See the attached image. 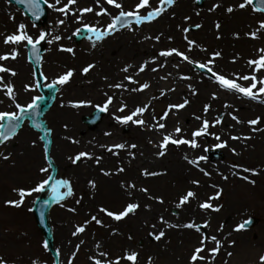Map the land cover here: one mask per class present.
<instances>
[{"label": "rangeland", "instance_id": "374dc122", "mask_svg": "<svg viewBox=\"0 0 264 264\" xmlns=\"http://www.w3.org/2000/svg\"><path fill=\"white\" fill-rule=\"evenodd\" d=\"M43 1L46 4L47 19L42 27H36L19 9L8 3L7 0H0V55H10L13 50L18 53L15 60L0 61V66L10 68L17 75L11 76L9 73H0V78L3 79V84L11 83L13 86L15 103H18L21 107H27L35 98L41 96L39 91V78L46 92L49 85L56 86L54 102L51 107L44 111L41 119L44 127L51 134V148L48 156L45 155L43 150L41 135L30 127L28 121L22 124L19 131L10 140L0 145V153L9 156L8 160L0 156V260L4 264H33V262L35 264H68V261L71 259L72 264H94L92 260L94 261L95 258H99L102 264H114L116 260H119L120 264H133L132 261H128L124 257L126 254L135 252L137 254L135 264H149V258H151L150 264L260 263V257L264 256V160L249 164L244 160V157L253 154L252 151H249L247 154L239 151L236 154H232L223 148L216 147L217 143L211 142L209 136H204L201 139L202 147L205 151L201 155V157L205 158L203 160L208 163H216L220 166H238L242 170L249 169V171L254 172L258 177L253 179L251 183L241 185L238 182L235 183V180H217L215 178L216 180L212 184L205 185L202 189V191L206 189L207 192L198 196V202H208L212 204L213 208L219 209V211L207 209L208 211L202 213V216L198 219L199 222L197 224L200 227L201 233L196 234L195 237L204 240V250L199 254L200 256L204 255L203 260L191 261V249L184 250L183 238L179 239L176 243H172L169 238L164 237L157 244H154V235L151 233L156 221L154 216L148 217V214L146 219L141 220L137 226L139 231L134 233L131 229L133 219L139 218L141 216L140 212L135 211L134 213H130L127 216L129 219L131 218L130 222H125L122 226L121 224L114 223L111 217L99 211L100 208L104 207H100V202L96 200L98 195L97 190L83 186L80 178H88L93 182L97 180V176L101 177L104 175V172L110 173L107 176H111L114 172L112 173L109 167H107L108 165L103 162L97 164L96 157L93 160H87L82 157L79 162L73 164L70 158H74L77 154L73 155L65 151H59L60 139H63L65 135L63 134L64 131L61 132L60 129H57L53 118L60 111L58 106H64L65 101L72 96L73 88H71V85L73 83L70 79L64 85L55 84L54 82L58 77L64 75L74 67L72 60L76 59L78 61L80 59L79 55H83L84 58L89 57L93 61L98 60L99 64H103L101 61L109 60L111 56L116 55L122 48H125L128 40L126 41L124 39H128L132 31L149 26L156 20L143 25L130 26L114 34L112 32L111 34H107L106 29L108 25L119 15L120 11H135L140 0H115L116 3L121 4V9H117L113 5L108 4L107 0H77L75 5L69 7L67 15L48 7L49 4H55V0ZM194 2L195 0H175L172 8L170 7L171 9L169 8L170 10L168 9L169 11L164 14L167 17H192L191 24H189L190 28L187 26V31L184 32L188 36L190 32L197 31L198 28L195 26L199 24V19H204L203 16H212L210 19H216L215 22L218 23V16L221 13L224 14L225 9L228 8L225 5L233 3L234 0H205L201 8L194 6ZM238 2H244V0H239ZM66 3L67 0H61V3L56 6L62 7ZM159 3L160 0H149V4L139 10V14L147 16L148 12L155 10ZM217 4L220 6L215 11H210ZM88 7H91L93 11L84 13L81 16L80 10ZM246 7L251 18V32L257 33V38L253 39L251 36L250 42H252V48L264 49V30H259L260 23L264 22V16L258 12H254L251 5H247ZM101 10L107 12V15L101 14L97 16L96 13L101 12ZM188 10L190 12L183 14L184 11ZM78 17L79 22H77ZM59 20H64V24L58 25ZM20 24L25 25L24 31L34 41L39 37L41 32L45 34V40L41 42L44 47V52L40 63L39 78L36 76L28 61V45L26 41L21 42L19 45L4 44L6 36L19 34L17 30ZM86 25L88 27H95L101 33H104L103 39L100 40L101 44L97 45L93 50H88L83 46V44L97 39L96 35L92 32H90L84 41L78 44L74 42L75 35L81 29H86ZM57 35L61 37L59 41L53 40L51 44L47 43L48 39H52V37ZM191 41H193V38H191ZM50 46L54 48L50 49ZM61 48H71L73 51L71 53L60 51L59 49ZM186 48L180 49V47H173L167 43L157 53L159 55L161 51L175 49L186 55L192 61V63H189L179 56L176 57L175 52L171 56H168L182 63L172 64L171 69L175 76L178 74L177 67H179L181 69L178 74L179 77H185L186 70L183 67L186 66L196 79L203 81L205 84L216 81L215 77L212 76V72L206 68L210 74L209 77L198 72L194 68L197 64H205L218 75H223L230 80H232L231 76L233 74L240 71H242L240 74L242 76L254 75L251 73L252 69L248 61L242 60L237 52L229 54L225 59H216L214 62L211 58H206V55H203V52L196 47L191 46V50H189V47ZM231 51L238 50L236 48ZM210 61L211 63H209ZM82 64H86L85 60L82 61ZM99 64H96L98 69L101 67ZM26 85L29 87V91H25ZM5 91L6 89L0 84V112L17 114L19 110L16 108L15 103L5 95ZM130 92H132V89H130ZM108 96H111L113 101L117 98L113 96V93H109ZM258 98L262 99V96ZM117 101L115 111L118 116L124 117L130 115L132 111L126 109L124 104L125 99L121 98L119 100L117 98ZM259 104L260 111L262 112L264 110V104ZM98 106L86 108L85 113L78 117L79 126L93 137L97 136L95 134L96 130L100 127L103 128L102 126L104 124L102 122L105 115L102 117L101 122L93 128L85 125L83 119L89 117L97 110ZM121 106H124L123 112L118 111V108ZM145 107L148 121L153 123L160 119L166 105L149 94ZM2 122L0 121V124ZM119 124L121 125V123ZM146 128L150 127L148 125L143 126L142 130ZM118 130L114 142L111 140L110 142L107 141V143L112 142L111 144L115 145L123 144L125 145L124 148L128 149L132 143L131 139L119 127ZM99 137L103 139L102 136ZM215 150L218 151V156L211 158L210 156ZM54 153L60 157L57 163L52 158ZM26 163H29V165H26L25 169L24 164ZM41 169H47V171L42 172ZM140 176L141 180L138 181L141 186L139 189L144 188L147 190V192H138L140 203L143 207L148 205L151 208V204L158 205L160 203L158 200H162L164 211L160 215L158 214V218L163 216L168 219L167 221H173L175 223H189L192 221L190 217H187L190 215H186L183 212L182 206L177 207V204H179L178 194L171 197L167 191L165 193L155 187L152 188V185L148 182L150 176H145L142 173ZM49 177L52 179H48ZM44 180H48L44 189L40 192H32L30 196H26L21 207L16 208L6 204L8 200L18 201L20 199L18 193L14 190L24 189L25 191H31ZM61 180H67L69 182V187L73 193L71 196L66 195V187L62 186L61 189L57 188V181ZM208 186L209 189L207 188ZM54 187L56 192L53 196L56 197V200L51 205L47 214V223L52 236V253H50L45 238L36 225L33 207L38 199L44 197L45 193L53 190ZM218 193V198L205 201L208 197H217ZM60 196H63V198L61 199ZM94 203L97 206H93ZM69 209H74V211H69ZM106 210L110 211L109 208ZM118 213L120 211L116 214ZM93 216L101 221L100 225H97L92 220ZM250 217L258 219L259 224L250 230H242L240 226ZM59 219L60 223L57 222ZM108 222H112V225L116 226L115 228L120 231V236L112 235V229H108ZM205 224H207V227L204 226ZM61 226L69 232L75 231L78 226H83L85 231L79 233L80 238L84 241L85 245L93 248L95 251L94 256L88 257L82 248H77L72 243L70 244V240H67L63 236ZM237 228H240V230L237 231ZM229 230L232 231L233 237L235 238H226V232ZM213 236L220 243L219 250L215 254L212 252L216 248V241L211 239ZM114 237L117 239L120 237L122 240L117 241ZM228 240L229 244L227 243ZM88 249L91 252L89 247ZM206 251H208V255H205ZM101 252L106 253V255L101 256Z\"/></svg>", "mask_w": 264, "mask_h": 264}, {"label": "bare ground", "instance_id": "6f19581e", "mask_svg": "<svg viewBox=\"0 0 264 264\" xmlns=\"http://www.w3.org/2000/svg\"><path fill=\"white\" fill-rule=\"evenodd\" d=\"M238 1L234 0L233 3L225 5L226 7H232L234 11L228 13L226 8L224 11L226 16L223 13L218 16L219 29L216 28L218 24L215 22L216 19L211 20L212 16L206 15L203 16V20L197 18L201 27L195 32H190L189 36L194 41L192 46L201 50L203 55H206V58L209 57L214 62L216 59L227 58L233 52H237L242 60L247 61L258 60L264 56V51H261L262 49L252 48V42H250L252 33L250 14L247 7L239 9L238 5L241 2ZM187 12H190V10L184 11L183 14ZM165 13L149 26L132 31L128 39H124L132 42L128 43L127 41L125 48H122L116 55L111 56L109 60L101 61L103 64H99L98 60L93 61L89 57L84 58L83 55H79L80 59L78 61L76 59L72 60L74 67L71 68L73 75L70 77V80L73 83L71 85L73 94L65 101L64 106H58L60 111L54 116L53 120L57 129H60L61 132L64 131L63 134L65 135L63 139H60L59 151H65L73 155L81 152L88 153L92 159L84 157L87 160L100 157L99 163L103 162L107 164L112 173L114 172L111 176H97V180L93 181L95 188L90 186L89 182L91 180L80 178L83 186L97 190L98 195L96 200L100 202V207L109 208L111 212L117 213L118 211H123L129 203L138 204L139 207L136 211L140 212L141 216L133 219L131 229L134 233L139 231L137 226L140 221L146 219L149 214L148 217L154 216L156 220L153 225L155 227L152 228L151 232L154 236L158 235L162 230L165 232L162 238H169L172 243H176L179 239L183 238L184 250L191 249L190 254L193 255L197 247H203L200 243L201 239L195 236L201 233L200 231H196V228L200 229L197 224L199 222L198 219L202 216V213L208 211L201 209L199 205L202 202H198V196L207 192L206 189L202 191L204 186L212 184L216 179L235 180V183L238 182L241 185L251 183L258 176L251 171L245 172L238 166H220L216 163H208L205 160H199V164L193 166L187 161L198 160L205 153L201 141L204 136H209L211 142L226 144V147L222 148L232 154H236L238 151L247 154L249 151H252L253 154L244 157V160L249 164L264 160V110L260 111L259 102L225 91L220 88L216 81L205 84L203 81L196 79L186 66L183 69L186 70L185 77H189V79L179 77L178 74L181 71L179 67H177L178 74L175 76L171 69L172 64L181 62H177L170 57H162L157 53L167 43L173 47L187 49L186 47H189L188 40H191V38L184 33L186 32L184 28L186 27L185 29H187V26L190 28L189 24H191L190 21L193 18L167 17L164 15ZM157 36L159 37L158 41L155 39ZM145 37L151 38L145 39ZM94 44L95 46H93ZM99 44H101L100 40L96 39L95 41L83 44V46L88 50H93ZM53 48L50 46V49ZM236 48L238 51H231ZM217 52L220 53V56L214 58V54ZM83 60L86 62L85 65L82 64ZM96 64H99L101 67L98 69ZM88 65H94V67L87 74H82V69ZM141 66L145 68L143 72L139 71ZM255 67L254 64L251 65V73L258 80L264 79V68H261L260 71H255ZM124 68H128V71H123ZM154 68L156 71L152 70ZM241 72L233 74L231 76L232 80L243 84V86H250L251 80L243 81L242 79H238V77H242L240 75ZM50 75L53 76L52 73ZM126 77H131L135 83H129L125 79ZM145 83L149 85L147 89L130 92V89L139 88ZM116 84H121L123 87H112ZM261 86L257 83V88L253 89V92H258ZM193 91H195V95H193ZM109 93H113V96L119 100L124 98L126 109H130L131 111H134L138 107H145L148 95L151 94L152 97L157 98L166 105L161 116L166 111H168V116L164 120L159 119L150 123L146 112H144L143 116H137L133 119H144L145 125H133L131 122L120 125L116 119V117L120 116L115 111V104L118 103L117 98H115V101H112L107 111L104 112L103 128L100 127L95 131L96 137L90 136L88 132H85L79 126L78 117L85 113L86 108H93L98 105L103 106L109 97ZM213 95L216 96V99L212 98ZM260 96L264 98V94H260ZM181 100L189 102L186 107L169 110L170 105L183 103ZM226 104L229 107L226 108ZM72 105L79 106L73 107ZM205 105L209 106L207 112L204 111ZM232 115L238 117L242 123L237 124L236 121L231 119ZM196 117H200V119H196ZM221 117L222 122L212 126L215 120ZM257 118L260 119L259 124L249 125L248 121ZM204 120L209 122L208 134L195 138L198 145L196 148H191L188 145L176 146L169 144L165 150L166 154L163 157L158 156V152L160 151L159 144L162 143L164 135H171L174 139L183 138L191 141L193 139L192 133L201 129ZM159 123H164L165 128L157 129ZM146 125L150 128L142 130V127ZM118 127L131 139L133 144L137 145L135 149L130 147L133 145L132 143L128 149L115 148L113 147L115 144H111L112 142L107 143V141L110 142L111 140L114 142L116 133L119 131ZM177 127L181 129L179 134L175 132ZM253 128L261 130L253 131ZM105 133L110 134L105 135ZM216 135L220 136L221 139L219 141L215 139ZM99 136H102L103 139H100ZM232 136L241 137V139L233 140L231 139ZM243 137L250 138L243 139ZM72 141H76V143ZM109 147H112V152L107 151ZM185 157H187V160ZM52 158L56 163L60 160L59 155L55 153L52 155ZM26 165H29V163L24 164L25 169ZM120 168H123L124 171H118ZM145 170L159 173V175L150 176L148 182L152 185V188L155 187L165 193L167 191L171 197L178 194V203L188 191L195 193V197H190L188 203L181 205L183 212L186 215H190L187 217L192 219L189 223L194 225L193 228H185L184 225L188 223L167 221L168 219L162 215V217L158 218V214L160 215L164 211L162 203L158 205L151 204V208L148 205L142 206L138 192L141 186L139 182L141 180L140 175ZM204 172H207L209 175L205 176ZM193 181H198V185L193 184ZM130 184L134 185V187H128ZM57 188L61 189L62 186H57ZM207 188L209 189V186ZM52 194H54L53 190L45 193L44 197H49ZM172 201L174 202V200ZM205 201H209V197ZM93 206H97V204L94 203ZM130 220L131 218L125 217L120 221L113 220V222L123 226L125 222L129 223ZM57 222L60 223V219ZM169 224L179 225V227L170 228L168 227ZM107 225L108 229H112V235H121L120 231L115 228L116 226L112 225V222H108ZM60 228H62L63 236L67 240H70V244L72 243L74 247L79 245V248L83 249L86 256H94L95 251L93 248L85 245L84 241L81 243L82 239L79 234L74 236L73 232L75 231H66L62 226ZM114 238L117 241L122 240L120 237L119 239ZM226 238H235L231 230L226 232ZM153 241L154 244H157L160 240L153 239ZM227 243L229 244V240ZM88 247L91 249V252ZM208 254V251H206L205 255ZM95 260L100 259L95 258ZM95 260H92V262L94 263ZM100 262L102 264L101 260ZM258 264H261V262Z\"/></svg>", "mask_w": 264, "mask_h": 264}, {"label": "snow or ice", "instance_id": "6c2138e0", "mask_svg": "<svg viewBox=\"0 0 264 264\" xmlns=\"http://www.w3.org/2000/svg\"><path fill=\"white\" fill-rule=\"evenodd\" d=\"M17 2H19V0H17ZM29 3H30V6L34 10L33 14L36 15L37 18H39V8L37 6L38 0H29ZM60 3H61V0H55V4H49L48 7L53 9L54 11H57V12H60V13L67 15L68 11H69V7L71 5H75L77 3V0H67V3L64 6L57 7L56 5H59ZM107 3L110 5H113L117 9H121V4L116 3L115 0H107ZM257 3L259 4V7H254L253 11L264 13V0H257ZM148 4H149V0H140V2L136 6L135 11L125 12V11L121 10L119 15L114 18L113 22L108 25V28L106 29L107 34H111L110 30L114 29L117 23H120L122 25H126L129 22L128 18H134L135 23L137 25H140L141 23H143L145 21L151 22L152 20L156 19L157 17H159L162 14V12L165 10L163 8L164 5H167L168 7H172L175 4V0H160L161 7H158L155 10L148 12L147 16L140 15L139 10L145 8ZM251 4H253V0H244V2L239 3L238 7H239V9H245L247 5H251ZM219 6L220 5H218V4L214 5L213 8L210 9V11H215V9ZM92 11H93V9L91 7L84 8V9L80 10V15L82 16L84 13H90ZM226 11L228 13H232L234 11V9L232 7H228L226 9ZM101 14L107 15V12H104V10H101V12L96 13L97 16H99ZM77 22H79V17L77 18ZM62 24H64V20H59L58 25H62ZM85 27H86L87 31L92 32L96 35L97 40L103 39L104 33H101L95 27H88L87 25ZM195 27L199 28V27H201V25L197 24ZM24 28H25V25L20 24L18 26V30H17L19 34H12V35L6 36L4 39V44L5 45H9V44L19 45L21 42L26 41L27 45L31 46V49L33 52L37 51L36 46L45 40V34L43 32H41L39 37L37 39H35V41H34L33 38L24 31ZM216 28L219 29L220 25L217 24ZM259 30H264V22L260 23ZM77 31H79V30H77ZM184 31H187V29H184ZM49 35H51V34L49 33ZM251 36L253 39H255V38H257V33L253 32V33H251ZM150 38L151 37H145V39H150ZM60 39H61V37L59 35H57V36L52 37V39H48L47 43L51 44L53 42V40L59 41ZM155 39L158 41L159 37L157 36ZM188 44H189V50H191V46L194 44V41L188 40ZM93 46H95V44ZM59 50L70 52V53L73 51L71 48H61ZM261 51H264V49H262ZM173 52H175L176 56H179L182 59L187 60L189 63H192V61L186 55H184L183 53H181L175 49H173L171 51H161L159 53V55L162 57H168V56H171L173 54ZM17 56H18V53L15 50H13L10 53V55H0V61H6L9 59L15 60L17 58ZM219 56H220L219 52L214 54V58L219 57ZM209 63H211V61ZM248 64L250 66L254 64L256 66L255 71H260L261 68H264V56H262L258 60H249ZM93 67H94V65H88L87 67L83 68L82 74H87L90 71V69ZM196 67L206 68L208 71L212 72V76L215 77V80L219 84L221 89L228 91V92H232V93L241 95V96L248 98L252 101H257L259 103L264 104V98L258 99L260 94H264V79L258 80L255 75H252V76L244 75L242 77H238V79H242L244 81L251 80V85L250 86H241V84L236 83L233 80L227 79L223 75H218L216 72L212 71L211 68H208L207 65H205V64H197ZM144 70H145L144 66H141L139 69L140 72H143ZM152 70L156 71L155 68ZM123 71L127 72L128 68H124ZM0 73H9L11 76L17 75V73L15 71H12L10 68L4 67V66H0ZM72 75H73V72L71 70H69L64 75H61L60 77H58L54 83L59 84V85H64V84L69 82V79ZM125 79H127L129 83H135V81H133V79L131 77H126ZM162 79H163V77H162ZM182 79H189V77H182ZM257 83H259L262 86L259 88L258 92L254 93L253 89L257 88ZM0 84H2L3 87L6 89L5 95L8 97V99L13 101V103H15V94H14V89H13V86L11 85V83L3 84V79L0 78ZM53 86L54 85H49V87H53ZM112 87L122 88L123 85L116 84ZM148 87H149V85L147 83H145V84L141 85L139 88L132 89V91H143V90L147 89ZM29 90H30L29 87L26 85L25 91H29ZM195 94H196L195 91H193V95H195ZM212 98L216 99V96L213 95ZM112 101H113V98L111 96H109L107 98V100L105 101V103L103 104V106H98L97 110L100 112L107 111L109 105L112 104ZM81 103H84V102H81ZM188 103L189 102L187 100H185L183 103H181L179 105H170L169 110H171L172 108L183 109L184 107H186V105ZM15 106L19 110L20 113L27 114V115L31 116V113H29V109L34 108L35 100L33 101V103L29 104L27 107H21L18 103H15ZM72 106L77 107L79 105H72ZM225 107L227 108V107H229V105L226 104ZM208 109H209V106L205 105L204 111L207 112ZM118 111L123 112L124 106H121L120 108H118ZM145 111H146V107H138L134 111H132L130 115H127L124 117H116V119H117V122L121 123V124H128L129 122H131L133 125H145L146 122L144 119H133L134 117H137V116H143ZM167 116H168V111H166L164 113V115L160 117V119L164 120L167 118ZM22 118H23V116L16 115L15 113L0 112V121H4V120L9 121V126H8L9 131L8 132L0 131V145H3L12 135L15 134L16 122L20 121ZM196 119H200V117H196ZM231 119L236 121L237 124L242 123V121L239 120L238 117H236L235 115H232ZM221 122H222V117L217 118L212 126L220 124ZM248 123H249V125H257L260 123V119L257 118V119L248 121ZM3 127H4V125L0 124V129H3ZM164 128H165L164 123H159L157 126V129H164ZM208 128H209V122L207 120H204L201 129L194 131L192 133L193 139L191 141H189L187 139H183V138L174 139V138H172L171 135H164L162 143L159 144L160 151L158 152V156L163 157L166 154L165 150L169 144L176 145V146L188 145L191 148H196L198 145H197L195 138L208 134V132H207ZM259 130H261V129L253 128V131H259ZM175 132L177 134H179L181 132V129L179 127H177L175 129ZM109 134L110 133H105V135H109ZM249 138L250 137H243V139H249ZM215 139L219 141L221 138H220V136L216 135ZM231 139L236 140V139H241V137L232 136ZM72 142L76 143V141H72ZM113 147L123 149L125 147V145L118 144V145H114ZM130 147L132 149H135L137 147V145L133 144ZM216 147H218V148L226 147V144L220 143V144H217ZM107 151L112 152V147H109L107 149ZM113 154H115V153H113ZM0 156H2L3 159H5V160L9 159V156L4 155L3 153H0ZM82 157H87L89 159H92V157L88 153H84V152H81V153L77 154L74 158H70V159H72L73 164H76L77 162H79L81 160ZM95 159H96L97 164H99L101 158L96 157ZM185 159L187 160V157H185ZM203 159H205V158L199 157L198 160H188L187 162L193 166H197L199 164V160H203ZM41 171L45 172V171H47V169H41ZM118 171L123 172L124 169L120 168ZM201 171H203V170L201 169ZM244 171L247 172V171H249V169H244ZM103 174L104 175H110L109 172H104ZM142 174L145 176L159 175V173L148 172L147 170H145V172ZM253 174H255V173H253ZM204 175L207 176L209 174L207 172H204ZM48 179H52V178L49 177ZM225 179H226V177H225ZM47 183H48V180H44L42 183L38 184L31 191H25L24 189L14 190L18 193L20 199L18 201H6V204L13 206V207H16V208L21 207V205L23 204L24 198L26 196H30L32 194V192L42 191ZM192 183L198 185V181H193ZM89 184L92 188H95V184L93 182L90 181ZM57 186L66 187L67 188V192H66L67 196H71L73 194L71 188L69 187V182L67 180L57 181ZM128 187H134V185L130 184V185H128ZM139 191L147 192V190L144 188L139 189ZM53 192L54 193L56 192L55 187L53 188ZM57 195H59V194H57ZM218 196H219V193L217 194V197H209V200L216 199V198H218ZM190 197H195V193L193 191H188L187 194L180 199L179 204H177V207H180L181 205L188 203ZM54 198H56V197H54ZM60 198L62 199L63 196H60ZM158 202L163 203L162 200H158ZM77 203H79V201H77ZM138 207H139V205L136 203H129L124 208V210L118 214L113 213L111 211H108L104 208H100L99 211L102 213H105L107 216L111 217L115 221H120V220L124 219L125 217H127L130 213H134ZM199 207L201 209H205V210L211 209L212 211H219L218 208H213L212 204H210L208 202L201 203L199 205ZM69 211H74V209H69ZM92 220L95 221V223L97 225L101 224V221L99 219H97V217H95V216L92 217ZM204 226L207 227V224H205ZM153 227H155V226H153ZM168 227H170V228L171 227H179V225L169 224ZM184 227L191 229L194 227V225L191 223H188V224H185ZM240 228H243V225H241ZM240 228H237L236 230L239 231ZM84 231H85V228L83 226H78L76 228L75 232H73V235L75 236L79 233H83ZM196 231L199 232L200 229L196 228ZM150 235H152V234L150 233ZM164 235H165V232L161 230L158 235L154 236V239L159 241ZM211 239L213 241H216V248H214L212 250L213 254H215L219 250L220 243L218 240H216L215 236H213ZM81 243H83V241H81ZM200 243H201V245H203L204 240L202 239L200 241ZM97 247H99V245H97ZM77 248H79V245L77 246ZM203 250H204L203 247H197L195 249L193 255L191 256V261L194 262V261H197L198 259L203 260L204 257L199 255ZM100 255L105 256L106 253L101 252ZM229 255H231V253H229ZM136 257H137V254L135 252H133L131 254H126L124 259H126L128 261H132L133 264H135ZM260 261H261V264H264V256L260 257ZM150 262H151V258H149V264H150ZM0 264H4V262L2 260H0ZM33 264H35V262H33ZM68 264H72L71 259L68 261ZM94 264H101V262H100V260H95ZM114 264H120V261L116 260L114 262Z\"/></svg>", "mask_w": 264, "mask_h": 264}, {"label": "water", "instance_id": "95a60500", "mask_svg": "<svg viewBox=\"0 0 264 264\" xmlns=\"http://www.w3.org/2000/svg\"><path fill=\"white\" fill-rule=\"evenodd\" d=\"M8 1L9 3L15 5L20 10H22L24 15L28 17L34 25L41 26L43 23L46 22L45 4L42 0H38V3H37V6L39 8V18H37L36 15L33 14L34 10L30 6L29 0H19V2H17V0H8ZM203 2L204 0H197L196 5L201 7ZM252 5L254 7H259L257 0H253ZM163 8L166 9L168 8V6L164 5ZM128 19H129V22L126 25L117 23L114 28V31L119 30L125 26H128L131 23H135L134 18H128ZM86 33H87L86 30L81 31V35L76 36L75 41L77 43L80 42L83 38H85ZM36 47H37V51L33 52L31 49V46L30 45L28 46V59L33 65L36 71V74L38 75L39 64L41 61L40 55L43 52V47L40 44H38ZM199 70L203 71L202 69H199ZM54 92H55L54 87H49V95L44 96V98L42 99L35 100L34 108L29 109V113H31V116L27 114H22L19 112L18 115L23 116V118L20 121L16 122V132H17V130L20 128L22 121L24 120L30 121V126L42 134V138L44 140V150L46 154H48L49 148H50V133L44 128V125L42 124L40 119L42 117L43 111L51 106L53 102ZM101 116H102V112L96 111L95 113H93L91 118L84 119V120H85V123H87L90 127H94L100 122ZM3 125H4L3 129H0V131L8 132L9 131V127H8L9 121L4 120ZM54 200L55 198L53 197L48 198L46 200L40 199L36 202V205L34 208V216L36 218L37 225L43 232L50 250L52 249V240H51V234H50V230H49L47 220H46V214H47V211L50 205L53 203ZM256 223H257L256 220L250 219L244 224V228L246 229L251 228L254 225H256Z\"/></svg>", "mask_w": 264, "mask_h": 264}]
</instances>
